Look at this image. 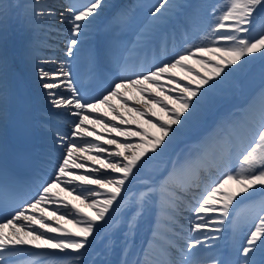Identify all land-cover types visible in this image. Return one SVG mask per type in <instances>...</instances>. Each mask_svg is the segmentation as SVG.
Segmentation results:
<instances>
[{
  "label": "snow or ice",
  "instance_id": "6c2138e0",
  "mask_svg": "<svg viewBox=\"0 0 264 264\" xmlns=\"http://www.w3.org/2000/svg\"><path fill=\"white\" fill-rule=\"evenodd\" d=\"M104 6V0H74L68 5L60 0H0V212L8 214L0 222V264H13L11 258L21 251L16 246L28 244L38 250H56L42 252L41 264H87L85 258L102 232L107 240L109 230L125 226L126 237H134L146 218L150 220V236L132 264H264V83L257 93L259 105L251 109L250 117L229 122L226 117H217L215 111L220 97L239 74L257 60L264 62V0H222L213 7L211 21L204 27L198 5L158 0L149 9L147 23L133 33L131 40L109 41L90 49L94 68L103 58L118 69L107 78L98 73L106 87L90 96L87 89L76 87L69 64L78 56ZM131 17L132 11L125 8L114 19L131 21ZM172 17L183 19L169 32L164 28ZM45 20L67 23L70 36L65 53L68 59L53 72L38 68L40 87L50 108L41 122L48 142L37 162L24 147H10L7 134L10 126L22 141L29 133L28 102L16 69L38 59L32 34ZM14 24L18 26V43L12 40ZM177 32L183 43L177 42ZM150 47L151 58L145 52ZM205 56L211 59H203ZM193 59L206 75L188 67ZM176 70L190 77L187 84L180 86ZM162 79L177 85L168 89L164 100L157 99L165 91ZM153 86L155 95L149 90ZM130 89L147 99L142 107L134 104L127 111L144 117L155 133L139 126L121 128L95 117L90 123L100 124L125 140L105 139V144L115 145L113 151L82 136L87 132L103 139L84 127L88 113L98 112L102 105L116 113L112 119L118 118L121 125L135 123L109 102L115 98L127 106L124 94ZM65 91L70 95H64ZM174 91L178 94L172 95ZM153 105L164 113L156 120L151 119L155 116ZM68 117L74 118L70 131H61ZM225 123L230 131L221 137ZM199 128L205 130L193 147L172 158L173 146L181 137ZM131 137L140 139L136 142ZM221 145L225 146L223 169L218 177L209 172L208 179L203 180L205 157ZM78 152H88L89 160L110 169L111 174H98L100 169L90 166L83 174L72 171L86 167ZM103 152L108 155L100 158ZM233 160L238 165L235 168ZM136 184L140 186L133 190ZM230 184L237 185L238 190L230 191ZM56 188L73 195L94 214L82 212L75 204L68 210L69 203L57 198ZM256 197L261 199L252 205L244 224L247 231L243 244L220 251L228 227L236 226L232 219L235 208ZM183 212L190 213L187 229L179 226ZM49 214L56 221L72 224L77 231L50 223ZM5 228L11 233H5ZM124 253L127 256V241ZM121 264L129 261L124 259Z\"/></svg>",
  "mask_w": 264,
  "mask_h": 264
},
{
  "label": "bare ground",
  "instance_id": "6f19581e",
  "mask_svg": "<svg viewBox=\"0 0 264 264\" xmlns=\"http://www.w3.org/2000/svg\"><path fill=\"white\" fill-rule=\"evenodd\" d=\"M121 4L119 5L118 11H121L122 9H130L132 11V17L131 21H124L120 22L124 23V27H115L113 28L114 33L110 32L109 36L112 34H115V37H120L123 35H127L126 41H129L132 39L133 33L140 28L142 25L147 23L149 20V9L158 3V0H121ZM220 0H211L212 5L209 10H206V2L207 0H177L178 3L181 4H188V5H198L200 7L201 17L200 22L201 26H207V24L211 21V13L213 11V7L217 4H219ZM119 0H104V7L103 12H101V15L97 18V22L92 28L90 35L88 36L86 42L82 45L81 51L79 52L78 56L75 57L70 61L69 64V70L72 72V79L75 81L76 85H80L77 87L78 89L84 90L83 85H87L88 80V74L89 71H91L92 67L90 65L89 60V51L87 53V56L84 60L80 59V53L82 50L86 49L88 46L92 47L91 42L93 40V33L95 31L97 23L102 19V17L116 4ZM209 2V1H208ZM60 3L64 5H68L69 1L67 0H60ZM111 7V8H110ZM110 8V9H108ZM60 11H63V9H59ZM105 10V11H104ZM117 11V12H118ZM116 16V13H115ZM114 16V17H115ZM182 17L179 19L176 17H172L168 22L165 24L164 30L171 32L172 27L176 25L178 22H182ZM114 20V19H113ZM112 21V19H111ZM70 26L67 23L60 24L58 22H50L48 20H45L42 24H39L35 28V32L32 34V40H33V48L35 50V55L38 57V59L30 62L26 66H20L23 68L27 76L30 79L31 86L33 88L34 94H35V100H36V109L39 117V127H40V138L42 141V145L44 146L48 142V138L45 136L44 130L42 128V120L47 116V113L49 111V104L47 102V98L44 95V89L40 87L41 81L39 80L38 75V68L42 67L46 71L53 72L60 66V62L67 60L66 57V42L70 36L69 32ZM177 42L180 43L182 40L180 39L179 32H177ZM105 36V39L108 35L104 33L103 37ZM102 40L104 41L105 39ZM20 39L19 32H18V26L13 25V36L12 40L13 43H18ZM101 40L99 47H102L104 43ZM105 45V44H104ZM116 52H119V48H116ZM146 54L151 58L153 55V48L150 47L145 50ZM199 55V54H197ZM171 55L168 54V57ZM162 58H166L163 57ZM102 59V65L105 70H107V73H116L118 70H116V66L113 64H108L103 58ZM203 59L210 60V56H205ZM42 61H48L47 63H43ZM51 61H56L55 63H52ZM85 62V64H84ZM215 63V61H212ZM35 65V67H34ZM135 65H130V67H134ZM188 67H194V70L196 68V71H199L201 75H206V71L204 68H202L198 63L195 62V59L188 62ZM182 72L179 70H176L175 79H178L181 81L180 86H183L184 84H187L188 78H185L181 74ZM183 78V79H181ZM161 84H164L165 91L157 97V99L164 100L165 96L169 94L168 89H176V84H169L167 79H162L160 81ZM264 83V62H261L257 60L255 63L249 65L242 73L239 74V76L236 78V81L233 86L229 87L224 95L220 97L219 102L216 106V114L217 117H226L227 121L233 122V121H241L251 116V109L253 107H257L259 105V97L257 95L258 90L261 87V84ZM195 86V85H193ZM106 87V83L101 88V91L103 88ZM144 87H148V85H144ZM234 87H236L234 89ZM153 95H155V89L153 88L149 89ZM55 91H60V89H57ZM100 91V92H101ZM123 91V90H122ZM64 95H70L68 92H64ZM172 95H177L178 92H172ZM226 94H232V96H227ZM227 97V98H225ZM124 99L128 101V105L125 106L122 104L121 100L119 99H111L109 102L113 105V107L116 108L117 112L120 113L125 119H128L130 121H135V123H130L128 125H121L119 119H112L116 113H113L109 108L106 106H101L99 108L98 112L95 113H88L89 120H86L84 122V127L95 134H98L99 136L103 137V139H97V135H88L87 132L82 133V136H84L87 140H90L94 143H98L102 145L106 149L116 150L115 145H107L104 143V140L109 137H114L117 139V141H124L125 137L118 136L115 132H111L108 130V128L101 126L100 124H93L90 123V120L95 117H101L103 120L109 122V124H116L120 126L121 128H132L135 129L137 126L148 130L150 133H155V129L151 128L148 124L145 123V118L135 115V113H129L127 111V107H130L132 105H136V107H142L143 101L147 99V96H141V94L136 91L135 89H130L127 93L124 94ZM140 100V104H136V101ZM165 103H168L165 101ZM169 107H173L170 103H168ZM146 112H148V108L144 109ZM55 111V110H53ZM152 112L155 113V116H151V113L149 115L151 116L152 120H156L157 117L163 116L164 113L161 110V108L157 105H153ZM241 112V114L239 113ZM217 117H214L213 120H209L208 127H210L215 119ZM74 119L72 117H68L67 121L61 125V131H70V121ZM224 131L220 132L219 135L221 137H225L228 132L230 131L228 128V124H224ZM205 129L199 128L194 133H192L189 136L181 137V139L173 146V150L171 152V157L175 158L176 155L181 154L183 152H187L190 148L193 147L194 141L199 138V136L203 133ZM132 141L138 142L140 137H131ZM223 145L211 150L208 152L207 156L204 159V166L207 169V171H204L205 177L201 178L203 180L208 179V173H211L212 177H218L220 174V170L223 169V159H222V152L224 150ZM127 154V153H126ZM78 156L82 157V161L86 167L81 169H73L72 171L76 173H86L88 171V167H94L99 168L100 172L98 174H111L110 169H105L101 165L96 164L94 161L89 160L88 152L84 153H77ZM108 153L103 152L99 154L100 158L107 157ZM113 159H116L113 157ZM122 159V158H121ZM235 163V160H233V164ZM71 179V177H68ZM140 185L136 184L133 185V190H135ZM88 187L96 188L98 186L96 185H89ZM228 188L230 191H237L238 186L235 184L228 185ZM54 191L58 194L57 198L60 200H63L67 203H69V209H71V205L75 204L82 212L88 213L89 215H93V211L85 207L84 204H81L79 200H76L73 198V195H69L67 191H61L60 188L54 189ZM103 191V190H101ZM194 192L196 194L199 193V189H194ZM239 199V198H238ZM259 201V200H258ZM257 199H254L253 201H243L239 205L242 204L241 209L243 208L244 204H248V202H251V204L258 203ZM52 207H55L53 205ZM237 208H235L233 212V217L235 218V215H237ZM64 210V209H62ZM67 211V210H65ZM39 215V213H37ZM211 215V213L209 214ZM190 216V213L185 212V215L182 216V219H180L179 226L183 227L184 229H187L190 227L188 223L187 217ZM50 223H54L58 225L59 227L67 229L69 232H76L77 228L74 227L70 223H65L64 221H56L51 218L50 214L47 217ZM149 224L150 220L146 218L144 222H142L136 231V234L134 237H126L125 233L127 231L125 226H121L118 229H112L108 231V241L104 242L103 238L105 236V233H101V237L98 238L93 245V248L90 250L91 254L86 257L87 264H92V262H95V264H121V261L124 259H127L129 261V264H132V261L136 259V255L139 253L140 249L145 245L146 240L149 238L147 236V233L149 231ZM33 227H37L38 225H34ZM43 231L42 229H40ZM11 229L5 228L4 232L7 234L11 233ZM206 231V230H205ZM237 234V225L236 226H229L228 231L224 234L225 239L221 242V249L220 251H224L227 249L229 242L228 239L232 237V235ZM51 235H57L56 233H52ZM185 235H187V232H185ZM25 239H27L25 237ZM137 240L138 242L136 244H133V241ZM126 241L128 245V254L125 256L124 249L126 247ZM128 242H130L128 244ZM183 243V241H181ZM108 245L107 249L105 245ZM19 248L20 254L18 256L12 257L13 264H41V260L43 259L41 253L44 251H56V250H38L33 247L32 244L28 245H18L16 246ZM105 250L108 252V256L104 257L101 255V252ZM195 251V250H194ZM207 251V250H205ZM204 257H199V259H203Z\"/></svg>",
  "mask_w": 264,
  "mask_h": 264
},
{
  "label": "rangeland",
  "instance_id": "374dc122",
  "mask_svg": "<svg viewBox=\"0 0 264 264\" xmlns=\"http://www.w3.org/2000/svg\"><path fill=\"white\" fill-rule=\"evenodd\" d=\"M209 1V2H208ZM222 2V0H220L219 1V4ZM211 5H212V2H211V0H207V2H206V10H209L210 8H211ZM118 20V19H117ZM117 20H116V22H117ZM168 54H170L171 55V52L169 51V53ZM190 68H192L193 69V72L194 73H196V72H198V73H200L199 71H196V68H195V70H194V67H190ZM182 74V76L183 77H185V78H190V77H186V74L184 73V72H182L181 73ZM201 74V73H200ZM236 87H234V89H235ZM227 96H232V94H226ZM225 98H227V97H225ZM238 165L237 164H235L233 167L235 168V167H237ZM189 199H191V198H189ZM250 215V214H249ZM248 215V216H249ZM240 218H241V220L243 219L244 220V222H242L243 224H239V231L241 232V230H243V227H244V224H245V222H246V220H247V218H248V216L245 218V214L244 213H242V212H240ZM236 218H238V217H236ZM244 231H247V228L244 230ZM238 239H235V244H234V246H236V241H237Z\"/></svg>",
  "mask_w": 264,
  "mask_h": 264
}]
</instances>
